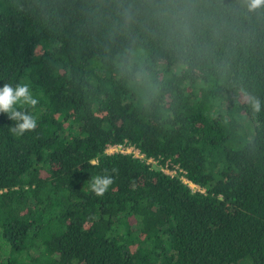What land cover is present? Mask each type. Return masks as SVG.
Segmentation results:
<instances>
[{
    "label": "trees",
    "instance_id": "1",
    "mask_svg": "<svg viewBox=\"0 0 264 264\" xmlns=\"http://www.w3.org/2000/svg\"><path fill=\"white\" fill-rule=\"evenodd\" d=\"M119 2L0 0V87L38 99L23 135L0 112V264H264V6L197 0L185 49Z\"/></svg>",
    "mask_w": 264,
    "mask_h": 264
},
{
    "label": "clouds",
    "instance_id": "2",
    "mask_svg": "<svg viewBox=\"0 0 264 264\" xmlns=\"http://www.w3.org/2000/svg\"><path fill=\"white\" fill-rule=\"evenodd\" d=\"M103 0H101L102 6ZM248 11H255L264 6V0H246ZM98 19L102 18L100 9H97ZM140 9L125 0H120L116 6L112 27L117 31L126 30L136 18ZM144 12L155 23L160 36L168 43L177 48H187L196 37L198 25L202 22V12L197 0H145ZM133 53H129L131 57ZM126 71L138 83H144L148 79V73L143 66L135 65L129 59ZM244 100L250 104L255 112L260 111V101L247 93H244ZM38 99L34 98L30 86L26 83L4 84L0 87V112L8 114L12 121L17 123L10 128L15 135H23L25 131H32L37 126L33 115L26 111L19 110L16 106L24 105L35 107ZM113 178L108 175L96 176L92 179L90 189L97 196H102L113 183Z\"/></svg>",
    "mask_w": 264,
    "mask_h": 264
},
{
    "label": "built area",
    "instance_id": "3",
    "mask_svg": "<svg viewBox=\"0 0 264 264\" xmlns=\"http://www.w3.org/2000/svg\"><path fill=\"white\" fill-rule=\"evenodd\" d=\"M107 152L110 153V154H113V153H122V154H133L134 157H137V158H142L143 155L140 154V152L134 148V147H131V146H127V145H116V146H112V147H109L107 149ZM148 163H152L153 165H157L155 160L153 159H148ZM163 172L168 174V175H171V176H175L176 175V171L175 170H170V169H164L162 168ZM181 180L184 184H187L190 188L194 189V190H198L199 188L195 185H193L190 181H188L186 178L184 177H181Z\"/></svg>",
    "mask_w": 264,
    "mask_h": 264
}]
</instances>
